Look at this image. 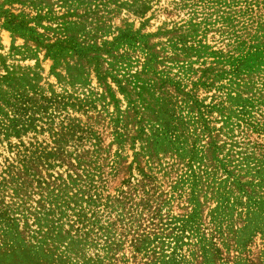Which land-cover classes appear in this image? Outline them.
I'll return each mask as SVG.
<instances>
[{
	"label": "rangeland",
	"instance_id": "rangeland-1",
	"mask_svg": "<svg viewBox=\"0 0 264 264\" xmlns=\"http://www.w3.org/2000/svg\"><path fill=\"white\" fill-rule=\"evenodd\" d=\"M0 264H264V0H0Z\"/></svg>",
	"mask_w": 264,
	"mask_h": 264
}]
</instances>
